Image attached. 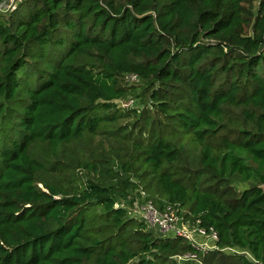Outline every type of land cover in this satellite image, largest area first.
Returning a JSON list of instances; mask_svg holds the SVG:
<instances>
[{
  "label": "trees",
  "instance_id": "obj_1",
  "mask_svg": "<svg viewBox=\"0 0 264 264\" xmlns=\"http://www.w3.org/2000/svg\"><path fill=\"white\" fill-rule=\"evenodd\" d=\"M142 186L219 250L130 216L118 200ZM186 253L264 264V0H21L0 22V264Z\"/></svg>",
  "mask_w": 264,
  "mask_h": 264
},
{
  "label": "built area",
  "instance_id": "obj_2",
  "mask_svg": "<svg viewBox=\"0 0 264 264\" xmlns=\"http://www.w3.org/2000/svg\"><path fill=\"white\" fill-rule=\"evenodd\" d=\"M6 1L8 0L0 2V14H10L14 11V5L19 0H12L10 4H6ZM127 80L138 81L139 78L137 75L132 74L127 76ZM126 104H123L122 107L130 106ZM134 204L138 213V216L136 215L134 218H137L149 228L157 229L162 235V238H182L190 242L193 248L201 253L219 250L217 233L213 229L207 230L201 227L200 222L185 221L184 217L180 214L178 206L166 205L164 208H159L152 200L148 199V194L143 189L139 190L138 198H136ZM203 238L213 239V245H210L209 241L202 240ZM222 251L228 253H243L234 248L222 249ZM173 259L179 264H185L191 261L200 263L197 253L176 255Z\"/></svg>",
  "mask_w": 264,
  "mask_h": 264
},
{
  "label": "rangeland",
  "instance_id": "obj_3",
  "mask_svg": "<svg viewBox=\"0 0 264 264\" xmlns=\"http://www.w3.org/2000/svg\"><path fill=\"white\" fill-rule=\"evenodd\" d=\"M11 2H12V0H8L5 3L6 4H10ZM20 2H21V0L17 1V4L15 3L14 9L18 6V4ZM256 6H257V4H255V8H257ZM9 16H10L9 13L0 14V22L5 23V21L9 18ZM24 16H27V12L24 14ZM129 83L137 85L140 82H139V80L138 81L137 80L136 81L130 80ZM131 102H132V100L129 101L128 103L127 102H119V103H120L121 106H123V104H126V103H127L126 105H130L131 106V105H133V103H131ZM134 106H137L136 102H135ZM164 123H166V121H164ZM190 139L191 138L186 137V138L183 139V141L181 143H186L185 144V146H186L185 150H186V154L188 155L187 156L188 157L187 161L191 162L193 159H196V158H198L201 155L202 147L200 145H197L196 143H193L192 140H190ZM89 142L90 143H88V144H90V145H88V147H90V148L87 149L88 151H86V149H83V150H77L76 152L84 151V152L90 153L91 151L92 152L96 151V153H94V154H97V152L104 151L105 150L104 147H108L109 148V142L107 141L106 137L103 136V135H99V136L95 137L94 139L90 140ZM86 144H85V147L87 146ZM75 147H76V145H75ZM182 173H184V172H182ZM192 182H193V180L191 181V183ZM191 183L189 184L190 188H191ZM238 186H239V189H244L245 187H248V185H246V184H239ZM141 189L144 190V187L142 186ZM139 190H140V188L138 190H135L133 193H131L125 199L121 198V199L118 200V205L126 208L128 210V212H129V215L133 216V217L136 216V215L138 216V213L136 211V207H135L134 202L136 201V198H138ZM189 209L190 208L188 206H186V207L183 208V212L187 213L189 211ZM147 228L150 230L149 227H147ZM153 233L157 234V232L155 233V231ZM202 240L209 241L210 245H213V239H211V238L210 239L203 238ZM189 263L202 264L201 262L199 263L197 261H191Z\"/></svg>",
  "mask_w": 264,
  "mask_h": 264
},
{
  "label": "crops",
  "instance_id": "obj_4",
  "mask_svg": "<svg viewBox=\"0 0 264 264\" xmlns=\"http://www.w3.org/2000/svg\"><path fill=\"white\" fill-rule=\"evenodd\" d=\"M148 229V228H147ZM149 230V229H148ZM150 232H154L155 231V233L157 232V234H155L156 236H158V237H162V235L160 234V232L157 230V229H154V228H150V230H149ZM152 232V233H153Z\"/></svg>",
  "mask_w": 264,
  "mask_h": 264
}]
</instances>
